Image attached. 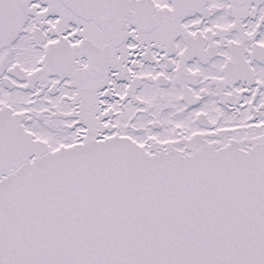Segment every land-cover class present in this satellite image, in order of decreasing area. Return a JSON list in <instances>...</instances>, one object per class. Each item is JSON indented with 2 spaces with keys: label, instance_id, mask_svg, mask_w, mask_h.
Returning <instances> with one entry per match:
<instances>
[{
  "label": "snow or ice",
  "instance_id": "obj_1",
  "mask_svg": "<svg viewBox=\"0 0 264 264\" xmlns=\"http://www.w3.org/2000/svg\"><path fill=\"white\" fill-rule=\"evenodd\" d=\"M0 264H264V0H0Z\"/></svg>",
  "mask_w": 264,
  "mask_h": 264
}]
</instances>
